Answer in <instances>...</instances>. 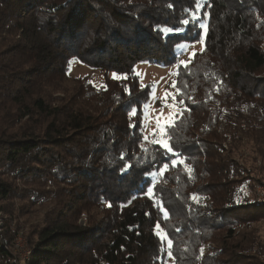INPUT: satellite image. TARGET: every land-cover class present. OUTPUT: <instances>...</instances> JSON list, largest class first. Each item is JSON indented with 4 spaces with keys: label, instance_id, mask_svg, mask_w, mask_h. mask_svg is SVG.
<instances>
[{
    "label": "trees",
    "instance_id": "1",
    "mask_svg": "<svg viewBox=\"0 0 264 264\" xmlns=\"http://www.w3.org/2000/svg\"><path fill=\"white\" fill-rule=\"evenodd\" d=\"M148 36L164 53H143ZM202 37L178 69L181 112L164 137L172 157L129 127L142 124L152 93L134 67L174 65L177 45ZM74 59L126 78L78 80L87 107L76 94L50 101ZM262 74L264 0H0V264H19L23 219L49 201L24 264H164L169 253L174 264H264L247 254L232 213L256 219L264 205L243 194L246 170L224 148L246 132L264 138ZM95 204L106 222L88 214Z\"/></svg>",
    "mask_w": 264,
    "mask_h": 264
},
{
    "label": "rangeland",
    "instance_id": "2",
    "mask_svg": "<svg viewBox=\"0 0 264 264\" xmlns=\"http://www.w3.org/2000/svg\"><path fill=\"white\" fill-rule=\"evenodd\" d=\"M87 24L88 23L84 26H87ZM201 27L203 29L204 37L206 33V22L201 23ZM203 37L200 42L194 44H182L181 47H178L177 55L179 57L178 63H180V65L176 63L168 66L159 63L147 62L135 65L134 73L139 77L141 84H150L152 88L151 97L147 103V107L144 109V116L142 120L146 140L167 142L164 138L166 134V127L171 125L176 120V118H174V114H180L181 112V102L178 99L181 80L178 77V69L180 66L185 67L191 64L195 54L203 50ZM142 39V37H139L138 46H146L144 49L145 52L143 53H146L147 55H152V52L154 53L153 55H156L157 53H164L163 51L165 50L159 46L156 38L148 36V38H145V42H142ZM118 52H123V50H118ZM123 58L126 59L125 56H123ZM68 75L69 77L63 76L56 78L54 81V88L48 90V94L51 96L50 101H55L60 98H69L70 95L76 94L79 101L84 102L87 107L90 105L87 104L89 100V98H87V91L86 89L80 87L78 80L89 82L95 86V88H100L105 84L104 82L106 76L112 80L118 81L126 78L117 75L114 72L105 74L102 70L94 69L76 59L71 60ZM263 77L264 74L261 75L260 79L256 80V83L259 85V89L262 90H264ZM104 98H93L94 101L92 105H96L98 102L95 100L104 101ZM90 107L93 108V106ZM257 130L260 129L257 128ZM262 132H264V130ZM246 133L248 134H243V139L238 143V145H228V143H225L224 148L230 155V159L235 160L246 170L245 175L243 174L245 176L244 179L249 181L244 183L246 185V189H243V194H247L248 198L255 199L256 202H261L263 206L264 200H261L260 192L264 190V138H262L259 133ZM229 164L233 163H228V165ZM228 186L230 185H227V187ZM52 207L53 204L50 205L49 201L48 207L36 206L29 208L28 216L23 219L25 220L26 227L20 229V232L23 233L22 238L25 240L24 248L22 250H18L15 248L14 243L16 260L18 257L17 255L19 254L22 257L20 262L23 264L26 258H29L27 254L29 251L31 252V247L29 244L30 240L27 239V232H31L33 229H35L33 231L35 232L37 230L36 228H40L43 224L44 215L47 212V209L49 210ZM235 212L238 215L237 222L239 223L237 233L241 232V234H243L242 238L245 240V244L242 242V245L246 247L247 254H249L250 258H253L252 256H256L259 263L264 262V214H261L256 219H251L245 216L247 214L246 212H249V210L239 209L233 211L232 213ZM88 214L103 222H106L109 218V213L103 210V208L100 209L97 204L90 207ZM78 224L86 227L85 217H82ZM227 224L230 225V222H227ZM33 232H31V234ZM157 233L159 238L165 243L166 249L169 251L172 244L169 243L170 239L167 236L166 231L159 226L157 227ZM33 238L35 239L30 242L36 243L37 238ZM164 264H174L170 253L168 254Z\"/></svg>",
    "mask_w": 264,
    "mask_h": 264
},
{
    "label": "snow or ice",
    "instance_id": "3",
    "mask_svg": "<svg viewBox=\"0 0 264 264\" xmlns=\"http://www.w3.org/2000/svg\"><path fill=\"white\" fill-rule=\"evenodd\" d=\"M193 19H194V20H195V19H198V17H196L195 15H193ZM189 23H190V22H189L188 19H184V20L182 21V24L185 25V26L189 25ZM184 30H185V29H183V28H175V30H173L172 28H167V29H165L164 31H166V32L169 33V34H173V35H181V34L183 33ZM181 46H182V45H177V47H181ZM193 55H194V53H193ZM166 96H167V94H166ZM145 107H147V105H145ZM131 115L135 116V115H136V112L133 111V112L131 113ZM179 115H180L179 113L174 114V118H178ZM129 127H130V128H139V129H142L143 125L141 124L140 126H137V125H135V124H131V123H130ZM156 143L160 144V145L163 147V149L165 150V152L168 153V155H170V156H172V157H179V156H180V153L177 152V151H175L172 147H170L169 144H168L167 142H165V141H156ZM170 163H171L173 166H175V165L177 164V160H176V159H172V160L170 161ZM168 165H169V160L167 159V157H165V162H164V164H163V166H162L163 169H167V168H168ZM148 191H151V189H148ZM157 227H159V225H157ZM169 243H171V241H169Z\"/></svg>",
    "mask_w": 264,
    "mask_h": 264
},
{
    "label": "built area",
    "instance_id": "4",
    "mask_svg": "<svg viewBox=\"0 0 264 264\" xmlns=\"http://www.w3.org/2000/svg\"><path fill=\"white\" fill-rule=\"evenodd\" d=\"M262 192H263V194H262ZM260 198H261V200H264V190L260 192ZM22 235H23V233H20V234L16 237V239H15V241H14V243H15V248H17L18 250H22V249L24 248L25 240H24V238H22ZM27 255L30 257L31 252L29 251ZM17 256H18V257H17V261L19 262V264H23V263L20 262V259L22 258V257L20 256V254L17 255ZM26 260H27V258H26ZM26 260H25V261H26ZM25 261H24V262H25Z\"/></svg>",
    "mask_w": 264,
    "mask_h": 264
}]
</instances>
